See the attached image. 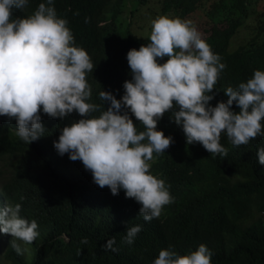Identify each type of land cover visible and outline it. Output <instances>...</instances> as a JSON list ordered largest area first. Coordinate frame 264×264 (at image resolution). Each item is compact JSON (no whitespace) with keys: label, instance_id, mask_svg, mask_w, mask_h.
<instances>
[{"label":"trees","instance_id":"trees-1","mask_svg":"<svg viewBox=\"0 0 264 264\" xmlns=\"http://www.w3.org/2000/svg\"><path fill=\"white\" fill-rule=\"evenodd\" d=\"M40 3L55 8L57 17L67 21L74 46L89 54L94 66L86 76L92 89L89 102L102 110L99 92L121 99L124 82L132 79L129 50L150 43L149 37L131 31L130 19L151 3L160 16L185 20L197 10L206 16L202 39L226 65L210 93L211 106L228 100L226 88L238 89L256 70L264 71V7L256 9L264 0H52L51 5L48 0H28L25 9L12 10V18L33 15ZM250 14L253 25L234 44ZM166 60L158 58L159 63ZM108 106L105 103V109ZM232 110L239 112L235 103ZM123 112L138 132L144 130L129 109ZM40 115L45 132L30 144L17 136L14 118L0 116V208L20 204V216L35 220L39 233L33 243L25 244L0 232V264H153L161 249L187 255L201 244L211 251V264H264V165L256 154L264 147V134L236 147L222 133L227 155H212L200 143L187 144L182 126L166 112L157 130L173 142L164 153H154L149 164L151 174L165 181L172 202L159 218L145 221L142 205L126 198L123 189L113 195L108 187H99L81 161L70 160L67 153L61 156L54 148L63 127L84 117L73 111L52 118L42 107ZM136 225L142 230L135 240L146 244L145 254L131 257L123 246L118 253L104 247L110 238L122 240L120 233ZM11 241L21 247L22 255Z\"/></svg>","mask_w":264,"mask_h":264},{"label":"clouds","instance_id":"clouds-1","mask_svg":"<svg viewBox=\"0 0 264 264\" xmlns=\"http://www.w3.org/2000/svg\"><path fill=\"white\" fill-rule=\"evenodd\" d=\"M27 5L28 0H0V116L14 118L17 136L28 144L45 132L41 107L52 118L73 111L84 117L63 127L54 148L61 156L67 153L70 160L81 161L99 187H108L113 195L123 189L126 198L142 205L140 215L145 221L159 218L163 207L172 202L165 181L151 174L149 164L154 153H164L173 142L157 130L166 112L171 111L174 122L182 126L187 144L200 143L212 155H227L222 133L236 147L264 134V71L256 70L238 89L226 88L228 100L211 106L214 95L210 93L226 65L191 21L158 16L150 33H137L130 26L134 34L150 36V43L129 50L132 79L124 82L121 99L99 92L102 110L89 102L92 89L86 76L94 66L86 50L74 46L67 21L45 3L27 18H12L13 9ZM165 57L166 62H158ZM234 103L238 113L232 110ZM122 108L141 122L143 131L138 132ZM95 112L100 115H91ZM256 154L264 165V147ZM20 212V204L0 208V232L31 244L39 235L38 224L22 218ZM141 230L140 225L126 228L120 233L122 240L110 238L104 247L118 253L120 245L127 256H141L146 244L135 240ZM11 247L17 255L23 254L14 241ZM211 257L201 244L187 255L161 249L153 264H211Z\"/></svg>","mask_w":264,"mask_h":264},{"label":"rangeland","instance_id":"rangeland-1","mask_svg":"<svg viewBox=\"0 0 264 264\" xmlns=\"http://www.w3.org/2000/svg\"><path fill=\"white\" fill-rule=\"evenodd\" d=\"M125 10L123 15L126 16L128 11V6H125ZM253 7V6H252ZM264 7V3L256 4V9H262ZM157 10L156 4L151 3L147 6H141L138 8V11L135 12L133 19L131 18V28L136 31L137 33L144 32V33H150L152 28V21L156 19L158 16V13H155ZM206 16L203 14V11L197 10L194 13L187 16L185 20L191 21L192 26L197 29V31L201 34V37L204 35L205 31H203V28L206 26V23L204 19ZM207 19V18H206ZM254 19H252V15L244 18V23L241 27L238 28L236 33L235 40L233 39V43H237L238 39H242L243 35H246L247 32L251 26L253 25ZM137 26H140V29H137ZM137 35V34H136ZM142 37H150L148 35L142 36ZM4 166L3 160L0 159V169ZM4 242V239L0 237V248L2 247ZM4 262V261H0ZM5 264V263H3Z\"/></svg>","mask_w":264,"mask_h":264}]
</instances>
